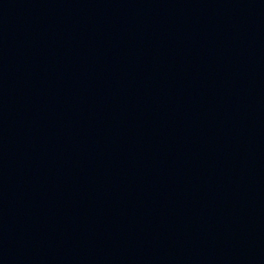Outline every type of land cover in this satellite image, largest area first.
I'll use <instances>...</instances> for the list:
<instances>
[{
  "label": "water",
  "instance_id": "95a60500",
  "mask_svg": "<svg viewBox=\"0 0 264 264\" xmlns=\"http://www.w3.org/2000/svg\"><path fill=\"white\" fill-rule=\"evenodd\" d=\"M0 264H264V0H0Z\"/></svg>",
  "mask_w": 264,
  "mask_h": 264
}]
</instances>
